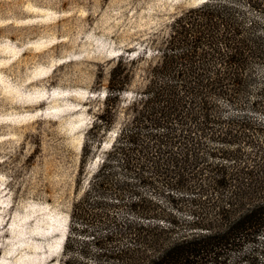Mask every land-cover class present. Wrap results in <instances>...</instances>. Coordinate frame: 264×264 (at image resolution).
I'll return each mask as SVG.
<instances>
[{
  "label": "trees",
  "instance_id": "obj_1",
  "mask_svg": "<svg viewBox=\"0 0 264 264\" xmlns=\"http://www.w3.org/2000/svg\"><path fill=\"white\" fill-rule=\"evenodd\" d=\"M151 50L109 70L81 173L116 135L72 202L60 264H264V0H205Z\"/></svg>",
  "mask_w": 264,
  "mask_h": 264
},
{
  "label": "rangeland",
  "instance_id": "obj_2",
  "mask_svg": "<svg viewBox=\"0 0 264 264\" xmlns=\"http://www.w3.org/2000/svg\"><path fill=\"white\" fill-rule=\"evenodd\" d=\"M204 1L0 0V264H60L72 202L116 135L81 173L110 68L120 55L152 59L176 16Z\"/></svg>",
  "mask_w": 264,
  "mask_h": 264
},
{
  "label": "bare ground",
  "instance_id": "obj_3",
  "mask_svg": "<svg viewBox=\"0 0 264 264\" xmlns=\"http://www.w3.org/2000/svg\"><path fill=\"white\" fill-rule=\"evenodd\" d=\"M66 224L67 225L65 226L63 234H62V249H63L64 241H65V238H66L67 230H68V222Z\"/></svg>",
  "mask_w": 264,
  "mask_h": 264
}]
</instances>
